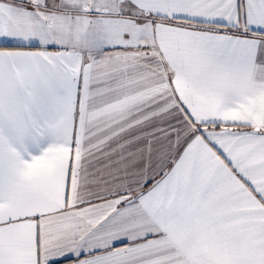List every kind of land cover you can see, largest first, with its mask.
<instances>
[{
    "label": "snow or ice",
    "instance_id": "6c2138e0",
    "mask_svg": "<svg viewBox=\"0 0 264 264\" xmlns=\"http://www.w3.org/2000/svg\"><path fill=\"white\" fill-rule=\"evenodd\" d=\"M0 264H264V0H0Z\"/></svg>",
    "mask_w": 264,
    "mask_h": 264
}]
</instances>
